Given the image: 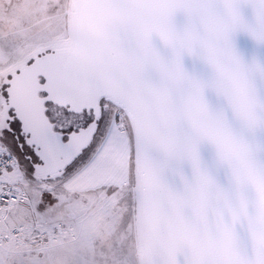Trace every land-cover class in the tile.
Returning a JSON list of instances; mask_svg holds the SVG:
<instances>
[{
  "label": "snow or ice",
  "instance_id": "6c2138e0",
  "mask_svg": "<svg viewBox=\"0 0 264 264\" xmlns=\"http://www.w3.org/2000/svg\"><path fill=\"white\" fill-rule=\"evenodd\" d=\"M0 264H264V0H0Z\"/></svg>",
  "mask_w": 264,
  "mask_h": 264
}]
</instances>
